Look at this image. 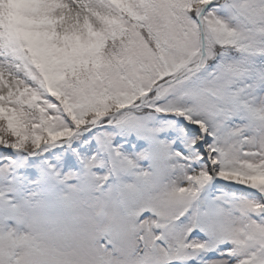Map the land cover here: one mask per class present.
<instances>
[{
	"label": "snow or ice",
	"instance_id": "6c2138e0",
	"mask_svg": "<svg viewBox=\"0 0 264 264\" xmlns=\"http://www.w3.org/2000/svg\"><path fill=\"white\" fill-rule=\"evenodd\" d=\"M0 264H264V0H0Z\"/></svg>",
	"mask_w": 264,
	"mask_h": 264
}]
</instances>
